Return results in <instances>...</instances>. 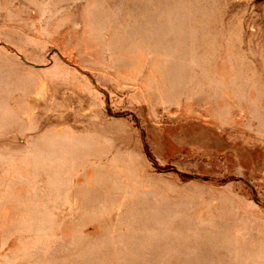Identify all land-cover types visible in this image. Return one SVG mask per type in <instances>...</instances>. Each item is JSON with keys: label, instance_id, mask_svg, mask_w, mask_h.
I'll use <instances>...</instances> for the list:
<instances>
[{"label": "rangeland", "instance_id": "1", "mask_svg": "<svg viewBox=\"0 0 264 264\" xmlns=\"http://www.w3.org/2000/svg\"><path fill=\"white\" fill-rule=\"evenodd\" d=\"M0 264H264V0H0Z\"/></svg>", "mask_w": 264, "mask_h": 264}]
</instances>
